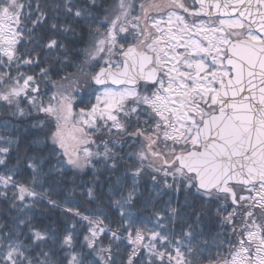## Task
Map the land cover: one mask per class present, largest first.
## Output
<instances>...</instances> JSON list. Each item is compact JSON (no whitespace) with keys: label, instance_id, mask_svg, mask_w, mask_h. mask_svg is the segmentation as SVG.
<instances>
[{"label":"snow or ice","instance_id":"1","mask_svg":"<svg viewBox=\"0 0 264 264\" xmlns=\"http://www.w3.org/2000/svg\"><path fill=\"white\" fill-rule=\"evenodd\" d=\"M0 117V264H264V0H0Z\"/></svg>","mask_w":264,"mask_h":264},{"label":"trees","instance_id":"2","mask_svg":"<svg viewBox=\"0 0 264 264\" xmlns=\"http://www.w3.org/2000/svg\"><path fill=\"white\" fill-rule=\"evenodd\" d=\"M101 2L104 3L105 6H107L109 3L112 2V0H101ZM2 118L3 117H0V119ZM31 119H35V117L27 118V120H31ZM27 120H23V119L16 120L13 121V124H19L21 128H23L24 126L27 125ZM29 131L34 132L36 130L29 129ZM14 163H15L14 159L10 161V164H14ZM2 171L3 169L2 167H0V172ZM90 181H91L90 172L88 174L78 177L77 180L75 181L77 185L75 193L72 197H70V199L75 201L77 205L81 206L82 210H91L96 207V204L94 202L86 201L85 197L81 195L83 192L86 191L87 186H91ZM71 182H72L71 175H69V183ZM9 195H11V193H9ZM166 200H168L167 196L162 197L157 206L160 208L165 207L164 201ZM182 200L183 197L181 196V203ZM175 203H176L175 197H173V206H175ZM151 211H152L151 207H148L146 209L141 210L140 214L143 216H147L150 214ZM14 215H17L16 211L14 209H9L8 203L2 197H0V223L10 221L12 216ZM32 215H33V222L37 228H43L46 226L51 227L55 229L57 235L61 237L66 234L65 229H68L69 231H72L74 233V237H73L74 247H65L58 256V259L61 261V264H68V261L71 259V256L75 253L80 252L81 250L80 245L83 240V234L82 231L79 229V226L75 230L70 229L69 222L65 218V214H63L59 209H53L44 212H40L39 210L34 209ZM202 226L204 227L205 231L211 230L213 233L215 232L216 227H218V225L211 222L207 218L204 219Z\"/></svg>","mask_w":264,"mask_h":264},{"label":"flooded vegetation","instance_id":"3","mask_svg":"<svg viewBox=\"0 0 264 264\" xmlns=\"http://www.w3.org/2000/svg\"><path fill=\"white\" fill-rule=\"evenodd\" d=\"M185 2L191 7L192 6V4H193V0H185ZM183 14V13H182ZM184 15H186V14H184ZM204 19H206V18H204Z\"/></svg>","mask_w":264,"mask_h":264},{"label":"water","instance_id":"4","mask_svg":"<svg viewBox=\"0 0 264 264\" xmlns=\"http://www.w3.org/2000/svg\"><path fill=\"white\" fill-rule=\"evenodd\" d=\"M197 7H198V5H197Z\"/></svg>","mask_w":264,"mask_h":264}]
</instances>
